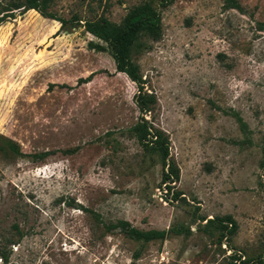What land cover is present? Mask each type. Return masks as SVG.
<instances>
[{"label": "rangeland", "instance_id": "1", "mask_svg": "<svg viewBox=\"0 0 264 264\" xmlns=\"http://www.w3.org/2000/svg\"><path fill=\"white\" fill-rule=\"evenodd\" d=\"M144 1L53 0L49 12L79 19L64 31L33 10L0 23V264H264V0H237L242 12L150 0L160 36L139 38L131 60L156 99L145 119L166 138L164 163L130 131L135 84L81 26L119 24ZM168 164L177 178L162 184ZM225 215L228 238L206 224ZM120 221L181 232L144 243Z\"/></svg>", "mask_w": 264, "mask_h": 264}, {"label": "trees", "instance_id": "2", "mask_svg": "<svg viewBox=\"0 0 264 264\" xmlns=\"http://www.w3.org/2000/svg\"><path fill=\"white\" fill-rule=\"evenodd\" d=\"M52 1L53 0H7L4 3H0V23L7 18H12L14 12H23L27 10H33L43 18L57 22L59 24L58 31H64L67 25L72 28L79 22V19L75 15L65 20L49 12L48 9ZM172 1L173 0H156V5L164 7ZM222 1L225 9L242 12L237 0ZM81 26L84 32L95 39V42H88V49L95 52L107 53L113 62L115 71L125 75L130 82L135 84L136 93L132 100L138 112V120L130 131L143 149L149 147L151 150L157 151L162 163H164L168 155L166 138L160 131L155 130L149 125L145 119V115H147L155 105L156 99L153 94H148L143 90V82L139 75L138 67L131 60V54L140 48V43L138 42L139 38H145L151 41L159 38L160 16L158 10L153 6L152 1L148 0L128 9L119 24H113L107 19L99 16L93 20H83ZM89 80L90 75L84 79H78L76 83L83 84ZM52 86L54 85L50 84L49 88ZM59 86L62 87V85ZM230 116L234 119L239 131L247 135V125L241 120L238 114L231 113ZM3 144L4 149L10 154L14 156L23 155L15 143L5 139ZM46 155V152H41L27 156L32 160H41ZM260 155L259 166L263 168L264 134L261 137ZM176 178V169L171 164H168L166 171L161 176L162 184L171 183L173 182L172 180ZM211 223H216L218 230H220L222 234H225L227 238L232 236L237 228L235 221L229 215L206 221V224ZM115 226L122 232H125L126 235L144 243L152 240H162L168 233L179 234L181 232V229L176 230L173 228L166 231H139L129 227L123 221L118 222ZM110 228H112V226ZM257 264H261V262L257 261Z\"/></svg>", "mask_w": 264, "mask_h": 264}]
</instances>
